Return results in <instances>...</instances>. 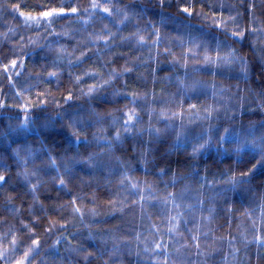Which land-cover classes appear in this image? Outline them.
I'll return each instance as SVG.
<instances>
[{"label": "clouds", "instance_id": "9594fccd", "mask_svg": "<svg viewBox=\"0 0 264 264\" xmlns=\"http://www.w3.org/2000/svg\"><path fill=\"white\" fill-rule=\"evenodd\" d=\"M0 264H264V0H0Z\"/></svg>", "mask_w": 264, "mask_h": 264}]
</instances>
